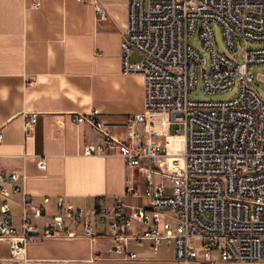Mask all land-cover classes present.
<instances>
[{
  "label": "built area",
  "instance_id": "2783aa9c",
  "mask_svg": "<svg viewBox=\"0 0 264 264\" xmlns=\"http://www.w3.org/2000/svg\"><path fill=\"white\" fill-rule=\"evenodd\" d=\"M81 1L93 4L100 18L105 16L99 0ZM214 24L240 62L217 51ZM195 33L205 55L189 44ZM241 41L264 44V0H127L121 73L143 78V112L127 121L125 140L106 132L96 111L75 114L72 120L104 136V144L86 146L84 156L118 153L128 169L142 173L148 205L87 209L58 198L60 214L39 228L34 220L46 217L44 209L24 194L22 223L16 228L10 223L9 202L23 192V183L18 172L0 174V242L8 245L10 263L23 262L30 241L94 240L93 224L107 223L111 253L122 262H138L131 247L148 241L154 255L162 245L172 248L173 264H264V100L251 71L264 66V46L237 48ZM133 53L140 55L138 62H131ZM199 79L202 90L190 99ZM235 84L238 94L231 100L202 98L230 91ZM35 123L36 114L25 115L26 136ZM141 123L145 130L138 148L136 128ZM172 127L183 146L182 165L170 169L162 165ZM143 159L150 165H143ZM45 167L44 159L37 162L39 170ZM127 192L135 188L129 186ZM50 201L43 199L44 204ZM134 226L142 227V233L133 232Z\"/></svg>",
  "mask_w": 264,
  "mask_h": 264
},
{
  "label": "crops",
  "instance_id": "0c3cea01",
  "mask_svg": "<svg viewBox=\"0 0 264 264\" xmlns=\"http://www.w3.org/2000/svg\"><path fill=\"white\" fill-rule=\"evenodd\" d=\"M99 2L103 18L93 4L81 0H0V174L18 172L23 183V192L9 202L10 223L16 228L22 223L24 194L44 209L46 217L34 220L39 228L60 214L58 198L87 209L148 205L142 173L128 169L118 153L84 156V148L104 144V136L72 120L75 114L96 111L104 130L125 140L127 121L144 109L143 78L121 73L127 0ZM134 55L140 57L133 53L132 63ZM26 114H36L29 136L24 132ZM144 130V123L138 124V148ZM41 159L44 171L37 168ZM169 161L162 166L170 168ZM142 163L150 165L146 159ZM129 186L134 193L127 192ZM44 198L50 203L44 204ZM93 229L94 240L30 241L17 264H173L172 248L162 245L154 255L148 241L131 247L138 262H122L111 253L108 224L94 223ZM142 230L133 227V232ZM9 259L8 245L0 242V264H12Z\"/></svg>",
  "mask_w": 264,
  "mask_h": 264
},
{
  "label": "rangeland",
  "instance_id": "374dc122",
  "mask_svg": "<svg viewBox=\"0 0 264 264\" xmlns=\"http://www.w3.org/2000/svg\"><path fill=\"white\" fill-rule=\"evenodd\" d=\"M213 31H214V37H215V43H216L217 51L220 54L224 55L226 58L231 59L234 62H240L242 60V58L234 57L233 54L226 48L224 38L222 36L221 28L218 25L214 24L213 25ZM189 44L196 51H198L200 54L205 55V52L202 48L201 41L199 40L198 33L193 34V36L189 40ZM240 46L243 49H256V48L264 46V44L241 41L240 43H237V48ZM140 59H141V57H139L138 55H134V57L132 58V60H134L136 62H138ZM251 71H252L254 78H255L254 87H255L257 93L259 94V96L264 100V82L259 80V77L264 76V66L253 67L251 69ZM201 90H202V82L199 79L196 90L189 95V98L195 99L196 97L199 96ZM237 94H238V85L235 84V86H233V88L230 91H226V92L218 93V94H214V95H204L202 98L204 100H209V101H228V100L235 98L237 96ZM157 120H162V119L160 117ZM174 134H175V128L172 127L171 131H170V136L173 137L174 139H176ZM163 140L160 139L159 142H162ZM169 164H170V168L172 169V168L176 167L175 165L180 166L181 161L179 159H177V160L176 159H170Z\"/></svg>",
  "mask_w": 264,
  "mask_h": 264
},
{
  "label": "bare ground",
  "instance_id": "6f19581e",
  "mask_svg": "<svg viewBox=\"0 0 264 264\" xmlns=\"http://www.w3.org/2000/svg\"><path fill=\"white\" fill-rule=\"evenodd\" d=\"M155 118V117H154ZM183 142L181 138H170L168 144V160L170 159H179L182 165L181 151H182ZM180 165V166H181Z\"/></svg>",
  "mask_w": 264,
  "mask_h": 264
},
{
  "label": "water",
  "instance_id": "95a60500",
  "mask_svg": "<svg viewBox=\"0 0 264 264\" xmlns=\"http://www.w3.org/2000/svg\"><path fill=\"white\" fill-rule=\"evenodd\" d=\"M259 80L264 82V76L263 77H259Z\"/></svg>",
  "mask_w": 264,
  "mask_h": 264
}]
</instances>
